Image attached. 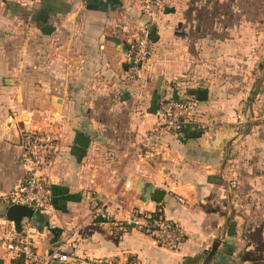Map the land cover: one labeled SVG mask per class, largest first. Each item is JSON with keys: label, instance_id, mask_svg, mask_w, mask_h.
<instances>
[{"label": "crops", "instance_id": "obj_1", "mask_svg": "<svg viewBox=\"0 0 264 264\" xmlns=\"http://www.w3.org/2000/svg\"><path fill=\"white\" fill-rule=\"evenodd\" d=\"M151 1L150 15L145 0H42L52 11L37 20L1 12L0 231L25 174L22 134L52 123L57 148L41 171L50 208L26 217L39 254L264 264V0ZM143 28L151 53L134 66ZM197 88L206 99L189 92ZM168 97L196 99V120L143 148ZM76 132L89 139L79 156ZM154 211L182 230L179 248L108 220Z\"/></svg>", "mask_w": 264, "mask_h": 264}, {"label": "built area", "instance_id": "obj_2", "mask_svg": "<svg viewBox=\"0 0 264 264\" xmlns=\"http://www.w3.org/2000/svg\"><path fill=\"white\" fill-rule=\"evenodd\" d=\"M152 4L145 0V12L150 15ZM150 54V40L147 28L135 38L131 45L130 61L134 66L142 65ZM197 100L188 97L165 98L156 110L157 124L148 130L141 139L143 148L152 149L157 139L166 133H181L190 122L195 121ZM243 122V115L239 116ZM22 162L25 174L20 183L8 195L10 204H24L34 211H47L50 208V190L41 171L57 148V134L49 123L45 128L28 131L22 134ZM104 214V213H103ZM109 223L119 231L138 230L156 239L161 245L179 248L184 241L182 230L162 215L134 212L124 221L108 219ZM30 221L22 218L18 224L8 221L0 231V258L13 260L18 257L24 264H42L56 260L68 264H140L136 258H127L121 263L113 258H70L65 253L51 249L39 254L33 244L29 232Z\"/></svg>", "mask_w": 264, "mask_h": 264}, {"label": "water", "instance_id": "obj_3", "mask_svg": "<svg viewBox=\"0 0 264 264\" xmlns=\"http://www.w3.org/2000/svg\"><path fill=\"white\" fill-rule=\"evenodd\" d=\"M40 30L42 33H49L52 30V27L50 25H43L40 27ZM150 38L154 39V29H151L150 31ZM190 93L194 94L195 97L199 100H204L206 99V89L204 88H197V89H190ZM250 104V101L247 103V107L244 110L243 113V119L246 120L247 118V111H248V105ZM89 142V139L86 135L80 132H76L75 134V140H74V145H73V153L75 155H82L84 153V150ZM151 191V184L150 183H145L144 188H143V194H142V200L146 199V197L149 195ZM163 194V191L161 189H153L152 191V197L154 200L159 201L161 199V196ZM34 210L24 204H17V203H12L10 204L7 209L5 216L9 221H12L14 224H18L20 220L24 217H31L33 214ZM214 252V248H212L209 252V256ZM56 261V260H54Z\"/></svg>", "mask_w": 264, "mask_h": 264}, {"label": "trees", "instance_id": "obj_4", "mask_svg": "<svg viewBox=\"0 0 264 264\" xmlns=\"http://www.w3.org/2000/svg\"><path fill=\"white\" fill-rule=\"evenodd\" d=\"M9 5H11V8H13V6L12 5H14L13 3H10V1L9 0H6V1H4V6L5 7H7V6H9ZM26 6H21V5H16V10H15V12H12V11H4V15H6L7 17H12L13 15H17V14H19V13H21V12H24V10H26V8H25ZM51 8V6L49 5V4H43V5H40V8H39V10L37 11V10H33V9H30V12L34 15V20L36 19V16H41V15H43V14H46V13H48L49 11H52V8ZM5 10H7V9H5ZM37 20V19H36ZM40 22V21H39ZM44 23V20H42L40 23H38L39 25H41V24H43ZM154 215H157L158 213H157V211H154V212H152ZM12 262H13V264H23V259L21 258V257H18V258H16V259H13L12 260Z\"/></svg>", "mask_w": 264, "mask_h": 264}, {"label": "rangeland", "instance_id": "obj_5", "mask_svg": "<svg viewBox=\"0 0 264 264\" xmlns=\"http://www.w3.org/2000/svg\"><path fill=\"white\" fill-rule=\"evenodd\" d=\"M10 1V3H13L14 5H12L13 6V8H11V5H9V6H7V7H4V8H2L3 6H2V4L0 3V14H1V12L3 13L4 11H12V12H15V10H16V5L18 4V5H21V6H26L25 8H26V10H24V12H30V9H33V10H39V8H40V5H42L43 3L42 2H40V1H42V0H19V1H25V3L24 4H21L20 2H18L17 0H9ZM3 10H2V9ZM5 9H7V10H5ZM25 20H27V19H25ZM31 21V20H30ZM41 22V21H40ZM150 40V39H149ZM48 47V46H47ZM151 53V52H150ZM148 59V58H147ZM186 85H191L190 83L189 84H186ZM169 98H176V97H169Z\"/></svg>", "mask_w": 264, "mask_h": 264}]
</instances>
